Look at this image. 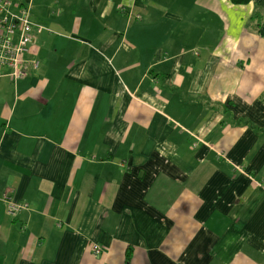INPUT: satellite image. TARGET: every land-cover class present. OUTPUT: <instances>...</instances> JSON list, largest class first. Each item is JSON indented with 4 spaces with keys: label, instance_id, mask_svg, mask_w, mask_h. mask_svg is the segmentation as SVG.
<instances>
[{
    "label": "crops",
    "instance_id": "obj_1",
    "mask_svg": "<svg viewBox=\"0 0 264 264\" xmlns=\"http://www.w3.org/2000/svg\"><path fill=\"white\" fill-rule=\"evenodd\" d=\"M7 1L0 264H264V0Z\"/></svg>",
    "mask_w": 264,
    "mask_h": 264
},
{
    "label": "built area",
    "instance_id": "obj_2",
    "mask_svg": "<svg viewBox=\"0 0 264 264\" xmlns=\"http://www.w3.org/2000/svg\"><path fill=\"white\" fill-rule=\"evenodd\" d=\"M11 2L0 0V66L7 67L14 80L26 72V60L29 55V46L34 41V33L43 31V27L34 25L30 20V8L22 6L18 13L11 12ZM36 69L38 61H31ZM26 208L25 204H16L8 201V214L13 216L18 210ZM94 255L100 254L97 246L91 247Z\"/></svg>",
    "mask_w": 264,
    "mask_h": 264
},
{
    "label": "trees",
    "instance_id": "obj_3",
    "mask_svg": "<svg viewBox=\"0 0 264 264\" xmlns=\"http://www.w3.org/2000/svg\"><path fill=\"white\" fill-rule=\"evenodd\" d=\"M253 0H229V2L234 5V6H243V5H247L249 4L250 2H252ZM129 258H130V254L129 252L126 253V260L128 259L129 261Z\"/></svg>",
    "mask_w": 264,
    "mask_h": 264
}]
</instances>
